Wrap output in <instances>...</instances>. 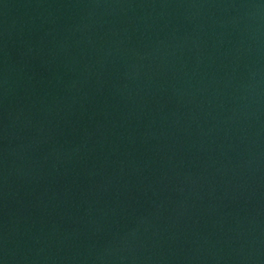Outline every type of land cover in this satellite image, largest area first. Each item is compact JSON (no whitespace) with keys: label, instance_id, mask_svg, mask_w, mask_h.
I'll list each match as a JSON object with an SVG mask.
<instances>
[{"label":"water","instance_id":"obj_1","mask_svg":"<svg viewBox=\"0 0 264 264\" xmlns=\"http://www.w3.org/2000/svg\"><path fill=\"white\" fill-rule=\"evenodd\" d=\"M0 264H264V0H0Z\"/></svg>","mask_w":264,"mask_h":264}]
</instances>
